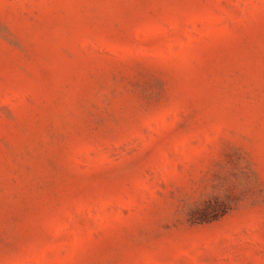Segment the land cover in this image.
I'll return each mask as SVG.
<instances>
[{"label":"rangeland","instance_id":"rangeland-1","mask_svg":"<svg viewBox=\"0 0 264 264\" xmlns=\"http://www.w3.org/2000/svg\"><path fill=\"white\" fill-rule=\"evenodd\" d=\"M0 264H264V0H0Z\"/></svg>","mask_w":264,"mask_h":264}]
</instances>
